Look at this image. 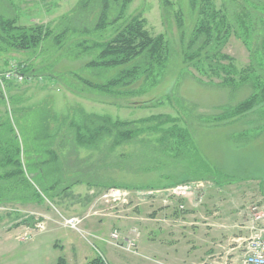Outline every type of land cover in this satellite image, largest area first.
Returning a JSON list of instances; mask_svg holds the SVG:
<instances>
[{
    "label": "rangeland",
    "instance_id": "374dc122",
    "mask_svg": "<svg viewBox=\"0 0 264 264\" xmlns=\"http://www.w3.org/2000/svg\"><path fill=\"white\" fill-rule=\"evenodd\" d=\"M81 1L0 0V22L1 19H13L18 26L48 25L55 35L66 31L59 44L50 38L40 49L20 53L5 46L0 26V65L5 67L15 62L23 68L26 65L33 68L30 80L25 84L17 88L8 87L7 94L0 90V125L4 124L0 131V149H18L19 158L26 165L34 147L42 149L43 154L44 146L51 141L44 138L47 132L49 137L57 136L52 140L56 145L53 148L61 158L55 166L54 179L81 181L66 192L61 193L58 189L48 193L40 181L26 172L31 184L29 188L0 193V264H64L62 260L67 264H87L99 255L105 258L107 264H138L144 261L148 253L139 244L142 239L138 243L140 257L112 244L110 235L118 226L121 234L129 237L133 227H137L143 238L144 232L152 228L148 206L154 203L148 200L140 203L142 206L134 203L124 209L100 204L103 189L94 183L106 178L136 186L197 179L206 181L208 185L204 195L207 196L196 218L201 225L183 228L187 233L184 238L187 244H193L190 234L195 233L193 239L206 245L204 250L214 248L213 244L223 238V234H229L225 229L240 223V211L255 202H264V103L242 116L230 118L228 111L252 93V85L221 87V80L217 77L186 66L182 59L183 47L176 17L180 11L183 12L189 36L196 19L189 0H131L124 19L119 23L140 16L146 20L152 36L164 34L171 40L174 57L158 85L147 87L138 82L131 87L135 95L122 98L108 97L88 89L84 81L102 84L117 70L86 68L91 56L76 59V45L84 39L89 42L92 38L107 39L115 27H109L104 33H93L99 5L92 2L81 7ZM210 1L218 9L226 6L234 20L242 15L237 19L240 26L244 22L250 26L251 14L258 15L261 19L255 21V27L264 36V0ZM242 26L244 30L241 32L249 34L245 24ZM260 40L255 38L256 44L251 52L234 32L223 53L234 59L237 69L245 76L254 70L253 75L264 78V71L261 70V67L264 69V59L257 52L262 44ZM62 50L67 51L69 56L64 57ZM205 69L209 71L208 67ZM258 82L262 80L258 79ZM153 102L162 104L144 107ZM160 115L167 117L168 122L154 137H161L160 132L164 130V133H170L172 136L166 141L171 149L170 155L179 156V160L166 169L128 172L109 167L114 166L115 159L122 153L131 152L128 146L113 151L104 147L94 153L83 149L72 151L75 145L70 132L74 128H82L89 116L141 124L144 119ZM72 125H75L74 128ZM10 129L14 133L9 132ZM178 130L185 135L186 140L182 143ZM2 134L5 137L8 134V139L1 140ZM215 201L228 203L225 206L226 216L214 220L222 225L217 232L218 228L213 223L204 226L209 222L199 216L201 213L205 217L207 209L212 211ZM103 210L107 216H104ZM95 212L99 214L93 216ZM89 213L92 216L81 225L83 233L63 226L66 219L85 217ZM176 224L169 223V229H175ZM42 225L45 226L43 231L38 228ZM223 225L227 228L224 229ZM223 239L227 240V237ZM223 245L229 247L233 242Z\"/></svg>",
    "mask_w": 264,
    "mask_h": 264
},
{
    "label": "trees",
    "instance_id": "16d2710c",
    "mask_svg": "<svg viewBox=\"0 0 264 264\" xmlns=\"http://www.w3.org/2000/svg\"><path fill=\"white\" fill-rule=\"evenodd\" d=\"M92 2H97L99 5L98 19L92 32L104 33L109 27L115 28L107 39L92 38L90 42L88 39L79 42L76 45V59L84 55L91 56L90 61L85 65L86 68L91 70L116 69L117 72L102 84L86 80L84 81L85 87L108 97L122 98L135 95L131 87L138 82H143L147 87L158 85V82L165 77L174 57L171 40L164 34L152 36L147 29L146 20L140 16H135L119 24L124 19L131 0H82L80 6L86 7L88 3ZM189 4L192 12L196 14L195 26L189 36L186 34L183 12L180 11L176 17L183 47L182 59L187 64L186 66L193 67L207 76L217 77L221 80V87L241 88L247 84L252 85V93L228 111L227 115L230 118L242 116L257 105L264 103V78L253 75L254 70L245 76L237 69L234 59L223 53V48L235 32L237 38L243 40L244 45L251 52L256 44L255 38L261 39L260 43L262 44L257 52L264 59V36L262 37L258 28L255 27V21L261 18L252 13L251 17L249 16L250 26L243 21L249 33L244 35L241 32L244 30L243 24L240 26L237 20L242 15L234 20L226 6L218 9L210 0H189ZM245 16L248 17V14ZM0 26L1 39L5 46L9 50L20 53L36 51L50 38H54L59 44L66 36V31L55 35L48 25L18 26L17 21L13 19H1ZM260 36L261 38H259ZM62 54L64 57L69 56L67 51H63ZM225 61L228 63L225 64ZM205 67H208L209 71ZM261 70L264 71L263 67ZM32 73L31 66L26 65L23 68V74L27 77H30ZM255 77L257 82L254 81ZM258 79L262 82H258ZM8 87L17 88V85ZM167 99L171 101L168 96ZM161 104L162 102H153L144 107H156ZM166 119L167 117L162 115L152 116L140 121L141 124H139L138 122L113 121L111 117L89 116L85 119V125L82 128H74L75 125H72L74 131L70 133L73 135L75 145L72 151L83 149L94 153L101 151L104 147H109L110 151H113L118 147L128 146L131 152L122 153L121 157L115 159L114 166L110 165L109 167H113V170L120 169L128 172L166 169L171 166L172 162L179 160V156L172 157L170 155L171 149L166 143L167 139L172 136L170 133H164L165 130L161 129L164 130L160 132L162 136L154 137L159 133L160 128L168 122ZM141 125L142 127H140ZM3 128L4 124L0 125V131ZM154 128L156 130H153ZM9 132L14 133L12 129ZM27 134L29 135L30 132L27 131ZM178 136L181 138V143L186 140L182 131ZM56 137H49L45 132L44 138H50V143L44 146L43 154H41L42 149L34 147L29 156L30 161L26 165L21 162L18 149L10 151L2 147L0 149L2 156L0 169L3 172L0 173V193H3L4 190L16 191L29 188L31 184L26 177V172L40 181L48 193L58 189H61L60 191L63 193L80 184L81 181L70 182L64 178L54 179L55 166L61 160L57 150L53 148L55 144L53 145L52 140ZM1 138L3 141L8 139V134L7 137L2 134ZM190 181L195 180L173 184L136 186L113 178H106L93 183L104 191L110 188L129 190L165 188ZM87 264H107V262L104 257L99 255Z\"/></svg>",
    "mask_w": 264,
    "mask_h": 264
},
{
    "label": "built area",
    "instance_id": "2783aa9c",
    "mask_svg": "<svg viewBox=\"0 0 264 264\" xmlns=\"http://www.w3.org/2000/svg\"><path fill=\"white\" fill-rule=\"evenodd\" d=\"M28 80L30 78L23 74V67L21 65L15 62H10L5 67L0 65V90L4 94H7L9 85H23ZM207 185L206 181L197 180L165 188L136 190L110 188L103 191L99 198L101 201L99 203L112 209H124L134 203L137 206L140 203L151 200L153 203L159 202L165 207L176 206L178 211L184 212L189 209V206L195 209L202 204ZM104 213V216H107L105 211ZM95 214L99 213L95 212L92 215L94 216ZM92 215L89 213L87 216L81 218L70 217L63 222V226L83 233L81 225L84 220L90 218ZM100 216H103V214H100ZM38 228L43 231L45 226L42 225ZM240 228L245 232V235L236 241L240 243L241 247V264H264L263 201L255 202L246 208L245 219ZM139 238L140 232L137 229H133L129 237H123L121 231L115 228L110 235V242L130 254L139 255ZM222 264H227V260Z\"/></svg>",
    "mask_w": 264,
    "mask_h": 264
},
{
    "label": "crops",
    "instance_id": "0c3cea01",
    "mask_svg": "<svg viewBox=\"0 0 264 264\" xmlns=\"http://www.w3.org/2000/svg\"><path fill=\"white\" fill-rule=\"evenodd\" d=\"M206 196L207 195H205V198L203 199L202 202L203 205L201 204L199 207L195 209L192 208V206H189V209L184 212L178 211L176 206L165 207L162 206L159 202H155L154 204L149 205L148 206L150 208L149 220L153 223L151 224L152 228H150L148 231H145L142 238V233L139 231V229L137 227H133V229H137L140 232L139 241L140 239L142 240L140 241V243L138 241V243L142 244L145 248V251L148 253V256L144 257L143 259L144 261L138 262V264H222L224 263L225 260H227V264H241V260H242L241 247H240V243L236 241L240 237L245 235V232L242 231L240 227L244 222L246 209L244 211H240V213L238 214V218H240L239 221L240 223L234 225L232 228L231 227L227 228V226L223 225V228L224 227L227 228L224 229L229 232V234L227 233L223 234V238L227 237V240L220 237L221 239L217 243L213 244L214 248L204 250L206 245L200 244V242L195 241L196 239H193L194 237L193 235L195 233L190 234L192 235L191 240H193L192 241L193 244L186 243L187 239H185L184 237L186 236L187 233L183 228H187V226L198 227L201 225L200 222L196 221V218L200 209L203 208L204 206V201L206 199ZM215 202L216 203L212 205L211 208L212 211L207 209V212L205 213L206 218L204 217V214L201 215V213L199 216L203 220L209 222L207 224H203L204 226L205 225L208 226V224L213 223L214 227L218 228V230H215L217 232L220 230L219 227L222 225L218 224L214 220H219L218 218L220 216H224V215L226 216L225 206L228 203L224 204V202L221 203V201H215ZM138 212L139 213L141 212L140 208ZM229 213L233 214V212H229ZM163 223H165L166 225ZM169 223L170 224L177 223L175 225V229H169V225H168ZM119 224L120 221L118 225ZM115 228H120V227L117 226ZM95 236L97 237L96 234ZM231 241L233 242V245L229 247L223 245L224 243L226 242L230 243ZM202 253L203 254L205 253V255H203ZM62 263L65 264L66 261H62Z\"/></svg>",
    "mask_w": 264,
    "mask_h": 264
}]
</instances>
